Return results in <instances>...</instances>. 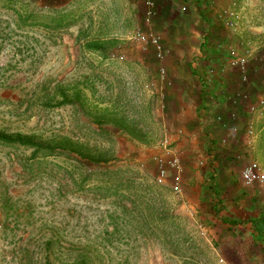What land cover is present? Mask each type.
Here are the masks:
<instances>
[{
    "label": "rangeland",
    "instance_id": "obj_1",
    "mask_svg": "<svg viewBox=\"0 0 264 264\" xmlns=\"http://www.w3.org/2000/svg\"><path fill=\"white\" fill-rule=\"evenodd\" d=\"M155 2L146 22L144 8L127 0H0V130L84 143L116 158L113 165L125 172L116 181L124 183L131 209L123 212L115 196L95 190L107 178L99 172L90 190H76L82 169L62 150L44 156L0 142V183L17 200L3 209L0 194V264H74L78 251H67L65 240L76 247L89 240L92 264H249L234 255L236 246L215 243L221 237L201 183L214 174L231 209H264V182L240 178L249 161L264 173V0ZM199 8L209 24L222 25V47L246 60L243 71L199 65L213 69L205 73L210 90L225 87L206 100L217 97L244 119L223 127L212 118L208 127L217 137L211 130L195 135L199 84L191 70L208 25ZM137 31L158 36L161 56L134 39ZM249 104L256 109L246 110ZM173 151L180 193L171 174L163 184L155 179L157 159ZM111 221L112 235L105 225ZM51 236L59 242L47 248Z\"/></svg>",
    "mask_w": 264,
    "mask_h": 264
},
{
    "label": "trees",
    "instance_id": "obj_2",
    "mask_svg": "<svg viewBox=\"0 0 264 264\" xmlns=\"http://www.w3.org/2000/svg\"><path fill=\"white\" fill-rule=\"evenodd\" d=\"M200 1L201 0H195L194 3L199 5ZM204 10L206 9H200L198 12L202 21L206 22L208 25L205 29L206 31L202 34V40L197 47L198 51L194 56V62L197 64V67L191 70V74L196 77L199 84V103L203 105V107H207L205 104L207 101L206 98L209 95V92H212L213 90H210L208 87L209 81L205 75L208 70L200 68L199 65L200 63H206L205 66L209 65V67H212L210 66L212 61L220 65L225 64L229 52L222 47V31L220 30L222 25L220 23L216 25L209 24L206 18V11ZM87 47L90 46L87 45ZM217 87L219 89L218 92H221L225 88L222 84H217ZM58 88L59 86L56 85V91H53L54 94L59 93L57 92ZM215 89L216 88L214 87V90ZM218 92H215V94H218ZM63 97L66 96L63 95ZM74 97H77V93ZM214 100L218 101V98ZM0 142L11 146L32 148L34 154H42L44 156L58 154L62 150L68 159L74 161L77 166L82 169L83 176H81L79 182L74 181L73 179V183L76 184V190H84L85 187L89 185V180L95 175V173L99 172L107 175V178L101 181V183H104V186L98 188L96 185L95 190L98 189L99 193H101V190L103 189V196H115V204L119 206L123 212L131 210L128 206L130 201L126 196L125 191L122 190L124 183L120 180L118 182L116 181L119 176L125 173L124 168L121 166H114L113 163L116 162V158L99 151L97 147L86 146L84 143L73 144V142L69 140L59 141L52 139L49 141H38V139L32 135L4 133L3 130H0ZM210 142L212 143L213 140ZM110 183H112V185ZM215 183V176L214 174H211L210 180L205 179L203 184V192L208 195L210 201L209 208L211 212V223L217 228V235L221 237V239H219L221 241L216 240L215 243L220 242L221 244H224L226 242L230 248L236 246V250H233L234 255H243L249 258V264H264V209L258 208L251 210L246 207L245 210L247 212L243 211L242 213H239L234 211V209L228 211L226 209L227 198L224 197L218 188L217 183ZM87 189L90 190L91 188L87 186ZM0 194L3 199L2 208L4 207L12 210L17 202L13 192H6L5 186L3 187L0 183ZM221 210L224 212L222 213ZM105 225L112 226V232H109L111 235L116 232V222L111 221L109 224L107 222ZM58 240L59 239L55 238V236L49 237L46 242V245L49 246H47V248H50V246L59 242ZM104 241H107V239L104 238ZM63 242L66 245L64 248L67 251H78L76 258L73 261L74 264H92L94 260L91 257V252H89L91 249L89 240L86 241V245L81 244L77 247L72 242L66 240ZM231 244H233V246Z\"/></svg>",
    "mask_w": 264,
    "mask_h": 264
},
{
    "label": "built area",
    "instance_id": "obj_3",
    "mask_svg": "<svg viewBox=\"0 0 264 264\" xmlns=\"http://www.w3.org/2000/svg\"><path fill=\"white\" fill-rule=\"evenodd\" d=\"M133 4H138L142 8H144L143 16L144 21L150 22V19L153 18L156 13V2L155 0H127ZM229 25L228 22H225V27ZM231 25V24H230ZM134 39L141 41H148L157 49V56H161V52L159 50V38L153 32L149 31L147 34L142 32H135ZM229 56L227 58V65L231 67H235L237 69H241L242 71L245 69V58L242 56H238L235 54L233 50H229ZM209 73H213V69L210 68L208 70ZM264 100H260V103H263ZM250 111H254L256 107L254 105H249ZM230 117L235 119L236 115L234 113L230 114ZM251 125H246V134L251 133ZM158 162V170L157 175L155 177L158 183L163 184L165 179L171 174L172 187L175 193L181 192V179H180V157L179 154L173 151L171 156L162 155L157 159ZM240 178L243 183L247 185L251 184H262L264 182V173L260 170L258 165L255 162L249 161L246 163L240 172Z\"/></svg>",
    "mask_w": 264,
    "mask_h": 264
},
{
    "label": "crops",
    "instance_id": "obj_4",
    "mask_svg": "<svg viewBox=\"0 0 264 264\" xmlns=\"http://www.w3.org/2000/svg\"><path fill=\"white\" fill-rule=\"evenodd\" d=\"M172 2H173V0H172ZM198 47V46H197ZM197 51H198V48H197ZM173 76H175V75H173ZM222 92V91H221ZM212 93V95L213 94H215V92H211ZM218 94H220L219 92H218ZM211 97V96H210ZM218 97H220L219 95H218ZM216 99H217V97H216ZM219 99V98H218ZM213 102L215 101V100H212ZM213 102H207L206 101V106L208 105V103L210 104V107H205V109H202V107H203V105H201L200 103L198 104V112H200V114H199V116H196L197 117V121H198V123H199V131H197L196 133H195V135H200V137H202L201 135H205V137H207V135H211V133H209L210 132V130L212 131V132H214V135L216 136V135H218V134H216L215 133V131H214V129H211V128H209L208 126L210 125V121L212 122L213 120H214V118H215V120L217 121V122H222V123H220V124H218V125H220V126H227V124H231V123H236V124H244V119H240L239 118V116H237L236 115V118L235 119H233V118H231L230 117V114L232 113L230 110V106H229V104L228 103H225V104H223V103H221L219 100L218 101H215L214 103ZM250 105V104H249ZM249 105L248 106H246L247 107V109L249 110V112H250V109H249ZM251 105H254V104H251ZM201 112H202V114H201ZM184 113L182 112V115H183ZM194 117L193 116H191L189 119H193ZM212 118H213V120H212ZM178 119H180V120H182V121H184V119H185V116H180ZM188 120V119H187ZM185 125H186V127L187 128H191V123L190 122H187V123H185ZM212 125V124H211ZM237 126V125H236ZM236 126H231V127H228V130H230V131H232V132H234L235 134L237 133V129H236ZM184 131H186L187 132V129L185 128L184 129ZM218 131H221L222 132V130L221 129H218ZM230 131H227V130H225V131H223V133H225V132H229L230 133ZM189 132H191V131H188V133ZM200 132V133H199ZM190 137H192L193 135L191 134V135H189ZM214 136V137H215ZM220 136H221V134H220ZM217 137V136H216ZM193 139H194V137H193ZM213 142H217V138H214V141ZM179 154V153H178ZM207 157H210V158H212V156L210 155V156H207ZM212 160V159H211ZM201 185H203V183H201ZM193 189L196 191L195 192V196H196V194H197V196L199 195L200 196V193H199V191H198V188H196V187H193ZM223 194V193H222ZM224 195V194H223ZM224 197H226L225 195H224ZM227 200V199H226ZM227 202V201H226ZM251 205V204H250ZM236 207H237V205H236ZM226 209L229 211V210H232L230 207H229V205L227 204V206H226ZM246 209V206L244 207V209H243V211H246L245 210ZM249 209H251V208H249ZM252 210V209H251ZM253 210H255V209H253ZM234 211H237L236 209H234ZM243 211H240V210H238L237 212H239V213H242ZM221 212L223 213L224 211L223 210H221ZM247 212V211H246Z\"/></svg>",
    "mask_w": 264,
    "mask_h": 264
}]
</instances>
